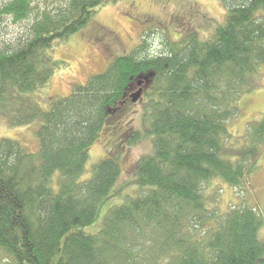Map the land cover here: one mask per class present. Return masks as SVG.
Instances as JSON below:
<instances>
[{
  "label": "trees",
  "instance_id": "16d2710c",
  "mask_svg": "<svg viewBox=\"0 0 264 264\" xmlns=\"http://www.w3.org/2000/svg\"><path fill=\"white\" fill-rule=\"evenodd\" d=\"M33 1H8L0 18L26 19ZM113 1L58 0L13 47L0 48V116L11 126L37 123L38 136L34 152L0 137V264H264V216L248 200L221 208L209 187L221 181L236 198L251 190L264 150V114L241 136L229 131L238 97L258 87L264 0H220L224 22L206 40L179 32L151 52L143 36L68 95L44 96V108L35 94L54 69L40 70V56ZM146 15L148 27L162 25ZM148 74L136 103L145 97L153 152L133 163L138 192L109 206L87 232L122 165L120 150L106 149L84 177L89 147L126 115ZM137 139L130 134L118 148Z\"/></svg>",
  "mask_w": 264,
  "mask_h": 264
},
{
  "label": "rangeland",
  "instance_id": "374dc122",
  "mask_svg": "<svg viewBox=\"0 0 264 264\" xmlns=\"http://www.w3.org/2000/svg\"><path fill=\"white\" fill-rule=\"evenodd\" d=\"M8 1L0 0V8ZM57 1H33L31 14L20 22H14L10 16H2L0 48L13 47L18 38L28 33L37 13L43 8H52ZM224 8L220 0H115L95 13L91 22L82 30L57 43L52 49L45 50L39 58L38 68L45 70L52 67L54 70L48 84L38 89L35 95L42 101V106L47 108L44 96L68 95L76 86L84 84L90 75L104 71L116 55L139 45L143 36L151 44V52L161 49L167 35L176 42L179 32L186 34L191 30L198 34L199 39L206 40L224 22ZM145 14L152 15L162 25L148 27V23L153 21L143 20L141 16ZM259 66L254 81L258 87L238 97L237 118L229 123V131L235 137L244 133L248 122L258 120L264 114V87L261 86L264 82V64ZM141 101L129 103L126 115L106 128L100 139L89 147L84 177L89 176L93 165L107 155V150H120L122 165L121 176L113 188L114 194L99 208L94 223L85 227L87 232L97 230L95 228L109 206L120 204L125 201L126 195L135 196L138 192V185L133 182L136 179L133 163L141 156L153 152L152 137L144 133L146 125H143V119L146 112ZM3 119L10 121L11 118L0 116V137L17 140L31 152L38 149L37 123L11 126ZM113 127L117 131H111ZM134 133L138 137L135 143L127 142L126 146L118 148V145L125 143L128 135ZM251 183L252 189L242 191L237 198L235 195L238 194L221 181L211 182L209 187L219 194L218 204L221 208L248 200L264 216V150ZM259 235L264 240V225Z\"/></svg>",
  "mask_w": 264,
  "mask_h": 264
},
{
  "label": "water",
  "instance_id": "95a60500",
  "mask_svg": "<svg viewBox=\"0 0 264 264\" xmlns=\"http://www.w3.org/2000/svg\"><path fill=\"white\" fill-rule=\"evenodd\" d=\"M151 75L152 74H148L147 76H144L143 78L138 80V82H137V84L139 86L138 89L130 94L131 102H136L138 100V98L140 97V94H141L140 85L143 83V81H146L148 79V77Z\"/></svg>",
  "mask_w": 264,
  "mask_h": 264
},
{
  "label": "flooded vegetation",
  "instance_id": "af4514ba",
  "mask_svg": "<svg viewBox=\"0 0 264 264\" xmlns=\"http://www.w3.org/2000/svg\"><path fill=\"white\" fill-rule=\"evenodd\" d=\"M145 16H147L146 14L145 15H143V16H141V17H145ZM154 19H156L155 17H154ZM157 20V19H156ZM140 87H141V93L144 91V83H142L141 85H140Z\"/></svg>",
  "mask_w": 264,
  "mask_h": 264
}]
</instances>
